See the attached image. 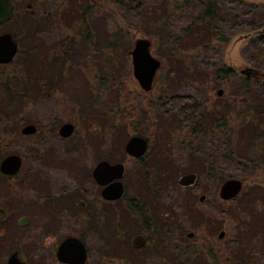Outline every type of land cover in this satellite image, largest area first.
<instances>
[{"label":"rangeland","instance_id":"1","mask_svg":"<svg viewBox=\"0 0 264 264\" xmlns=\"http://www.w3.org/2000/svg\"><path fill=\"white\" fill-rule=\"evenodd\" d=\"M9 2L15 7V12L31 16L40 28L30 36L23 28L20 29L15 18L11 23L0 25V35L9 33L15 36L19 50H26L33 42L37 43L41 67L46 66L53 59L54 50L60 45L70 22L68 16H57L60 0ZM219 5L223 14L236 13L239 16V22L224 24L227 41L217 44L212 51H198L200 58L197 66L190 69L192 75L181 72L175 62L163 59L168 52L164 44L151 46V53L161 62L162 68L157 71L150 92L140 89L132 75L131 58L129 55L125 58L123 49L113 67L109 66L114 78L108 81L104 90L94 79L95 72L103 73L104 57L83 51L78 60L77 54L82 47L76 41H70L65 47L70 54L68 61L59 62L50 69L53 76L43 91L28 85V91L12 97L11 92L19 89L21 75L26 72L22 65H18L28 62L24 53L18 52L9 64H0L4 66L0 72L10 76L13 88L9 90V98L16 106L8 120L0 111V157L16 154L23 160L17 180L9 190L22 192V196L15 197L11 205L13 218L0 232L2 237H22L21 233L14 231L22 216H31L39 210L33 204L37 191L43 188H84L86 170L104 151L110 162L125 163L128 174L125 184L129 190L142 195L151 194L160 202L168 199L186 216V232L194 234L191 240L185 236V246H190L189 249L195 247L189 253L192 263L209 264L201 259V253L212 249L218 256L213 259L215 264H264V165L257 163H264V136L259 134L256 137L253 126L249 122L243 124L249 113L245 111L246 99L238 94L246 77L241 71L252 72L254 69L261 87L258 82H250L255 91L248 99L259 104L264 100V57L261 59L256 55L257 37L264 34V0H221ZM196 12L195 7H188L184 13L185 22ZM47 16L49 21L40 23ZM184 16L176 18L177 22H181ZM94 30V44L100 45L107 36V30L101 21L95 23ZM132 35L129 50L136 39H148L136 31ZM148 40L152 45V40ZM221 65L234 70L235 76L216 82L215 70ZM47 67H39L40 74L50 68ZM54 88L55 91H51ZM46 89L49 92L46 93ZM219 90H222L220 96L217 95ZM2 94L4 91L0 90V102ZM172 96L191 97L192 100L184 106L185 112L206 117L209 124L217 122L224 125V132L206 126L202 133L191 135L187 143L194 154L187 155L185 116H173L172 109L164 107ZM233 105L234 114L228 111ZM104 108L113 109L114 115L103 117ZM260 115L264 125V115ZM65 123L73 124L74 134L63 140L58 130ZM29 124L37 127V133L22 135L20 130ZM167 125L172 130V138L184 139L169 141ZM135 135L145 138L149 144V152L141 164L124 152L126 142ZM260 146V155L255 156ZM211 167L217 173H212ZM190 172L198 175V185L180 187L178 178ZM230 178L242 181V191L232 202L220 201L219 189ZM24 179L28 183H24ZM31 187L35 193L25 192ZM1 190L0 195H7ZM202 195L206 197L203 203L200 202ZM214 203L220 205V209L215 210ZM117 211V206H111L110 216L116 217ZM222 232L225 237L219 240ZM25 252L33 251L28 247Z\"/></svg>","mask_w":264,"mask_h":264},{"label":"flooded vegetation","instance_id":"2","mask_svg":"<svg viewBox=\"0 0 264 264\" xmlns=\"http://www.w3.org/2000/svg\"><path fill=\"white\" fill-rule=\"evenodd\" d=\"M37 130L36 127L34 134ZM70 137L61 138L66 140ZM148 152L147 141V148L142 157L134 158L125 153L141 164ZM104 153L103 151L91 168L86 170L84 188L68 190L43 188L37 191L33 204L41 210L31 216H22L18 220L14 232L21 233L22 237H2L0 233V264H9L13 257L16 260L13 264H193L189 253L190 250L194 251L195 247L189 249L190 246H185V236L188 240L194 236L193 232H186V216L178 211V207L170 204L168 199L160 202L151 194L142 195L133 189L129 190L125 184L128 175L125 163L110 162ZM9 155L16 154L0 157V168L2 161ZM101 162L111 165L122 164L124 167L122 177L111 181H106L108 176L102 177L100 183L94 176V171ZM22 165L21 158L20 169L13 175L5 174L0 169V188L7 194L0 195V232L13 218L11 205L15 197L22 196V192L9 191L17 180ZM186 174L181 175L177 183ZM193 174L196 175V180L192 186L196 185L198 180V175ZM26 180L24 179V183H28ZM116 182L121 183L122 194L116 199L106 198V195L112 194L110 186ZM57 191L60 193H56ZM25 192L35 193L32 187ZM238 196L226 202H232ZM201 197L200 202H205L206 197L203 201ZM219 199L222 200L220 194ZM111 206H117L116 217L110 216ZM213 207L215 210L220 209V205L215 203ZM183 236L184 242H181ZM224 237L225 233L222 232L218 239ZM68 240H77L83 246L84 260L81 263H78L80 260L78 247L74 242L62 248ZM28 247L33 252H25ZM60 249L61 257L69 261L60 259ZM208 251L212 252V249ZM208 251L202 254L203 258L207 263L215 264L216 260L214 262L213 259L218 257L217 254L207 253ZM209 259L213 261L208 262Z\"/></svg>","mask_w":264,"mask_h":264},{"label":"trees","instance_id":"3","mask_svg":"<svg viewBox=\"0 0 264 264\" xmlns=\"http://www.w3.org/2000/svg\"><path fill=\"white\" fill-rule=\"evenodd\" d=\"M220 1L221 0H60L57 16H68L70 22L68 29L63 34L64 36L60 45L54 50L53 59L46 65L50 68L47 67L48 69L46 72L40 74L39 69L46 66L41 67L42 59L37 55V43L33 42L26 50H19V52L24 53L28 62L18 64L22 65L26 72L21 75L19 89L15 90L16 93L11 92L13 94L12 97H15V94L22 95L25 91H28V85H34L39 89L41 88L43 91L50 81L49 78L53 76L49 72L50 69H54L59 62L63 64L68 61V56L70 54L65 50V47L69 46L70 41H76L81 44L82 50L79 53L77 52L78 60L81 59L80 53L83 51H89L94 55L104 57L106 65L101 68L103 73L98 74L95 72L94 79L97 80L96 83L99 84L100 88L103 90L104 88L107 89L106 86L108 85V81L114 78L112 77L114 75V73H112L113 70L109 71V69L113 67V62H115L122 49V53L125 58H127L132 42V32L135 31L152 40L153 44L151 46L153 47L160 43L164 44L168 52L166 54L167 57L165 56L163 59L175 62L181 72L186 75H192V70L190 69L197 66V61L200 58L197 54L198 51L206 53L209 50L212 51L217 44L226 42L228 37H226L223 31L224 24L239 22V16L236 13L226 15L221 12L219 7ZM190 6L195 7L197 12L192 18L185 22L184 13ZM183 16L184 18L182 21L177 22L176 18ZM15 18L19 21L18 24H20V29L23 28L30 36L40 28L31 16L18 14L15 12V7L13 6L12 18L8 23L14 21ZM174 20L176 21L174 22ZM47 21H49L48 16L41 20L40 23L44 24ZM100 21L102 22L103 28L107 30V36L100 45H95L96 35L94 25ZM13 37L16 40L15 36ZM257 46L258 50L256 55L262 59V57H264V34L257 37ZM3 67L4 66H0V68ZM161 68L162 67H160V69ZM253 70L252 72H254ZM252 72L249 77L246 76L244 78V83L239 89L238 94L246 99L244 101H247L245 111L249 113V117L245 119L246 121L243 124L249 122L250 125L253 126L255 136L258 137L259 134L264 136V125L259 119L261 118L260 113L264 115V100L262 104H259L248 99L255 91L252 85H250V82L254 81L257 83L259 79V76L252 74ZM234 76V70L221 65L215 70L214 80L216 82H224ZM10 80V76H8L7 73L0 72V90L4 91V94H2L3 99L0 102V111L7 120L13 116L12 113H14V109H16V106L12 104L9 98L11 94L9 90L13 88V84ZM259 84L261 87V83ZM45 91L47 93L49 89ZM51 91H55V88ZM7 92L9 94H7ZM4 95H8V97L5 98ZM99 96L101 97V95ZM191 100V97L172 96L169 102L164 104L165 108L169 106L172 109L173 116H185V153L187 155L194 154L192 147L187 143V138L191 135L197 136L199 133L203 132L206 126L215 130H221L222 132L225 130V126L217 122L209 124L206 117H198L192 112L187 114L188 111L185 112L184 106ZM93 106H96V104ZM234 106L235 105L228 108V111H231L233 114ZM239 106L242 107V104H239ZM160 108H163V106H160ZM103 110V117H112V115H114L113 109H106V111L104 108ZM164 129L165 128H163V130ZM15 132L18 133V131ZM166 132L170 135L169 141L173 142L184 139L182 137L172 138V130L168 125L166 127ZM260 148L261 146L258 147V150L254 154L255 156L260 155ZM257 163L261 166L264 165L263 161H258ZM210 169L212 173H217L215 168L211 167ZM207 253H213V250ZM201 259L203 260L204 258L202 257Z\"/></svg>","mask_w":264,"mask_h":264},{"label":"water","instance_id":"4","mask_svg":"<svg viewBox=\"0 0 264 264\" xmlns=\"http://www.w3.org/2000/svg\"><path fill=\"white\" fill-rule=\"evenodd\" d=\"M13 14V6L9 0H0V25L6 24L10 21ZM19 52V46L13 35L9 33H3L0 35V64L5 65L13 61ZM131 58L132 75L137 81L139 87L144 92H150L153 87V82L157 71L161 67V62L155 58L151 53V42L145 38L136 39L132 49L129 51ZM247 77L250 76L251 71H241ZM255 74V72H252ZM264 85V80L262 82ZM222 90L217 92L220 96ZM36 132V126L29 124L22 128L21 133L23 135H32ZM74 132V126L71 123H65L60 127L59 134L63 138L70 137ZM147 148V140L140 136H132L125 144V152L134 158L142 157ZM21 166V158L17 155L7 156L1 163V171L5 174H16ZM124 172L122 164H109L107 162L99 163L94 171V176L100 183H102V177L108 176L106 181L114 179H120ZM196 175L193 173L186 174L178 181L182 187H189L195 183ZM243 188L242 181L235 178H230L224 181L220 187V198L224 201H229L238 196ZM112 194L106 195V198L116 199L122 194V186L120 182H116L110 186ZM204 196L201 197V201L204 200ZM70 242H74L78 247V257L81 263L84 260V248L77 240H68L62 248L69 245ZM61 249L59 251L60 259L63 261H69L67 258L61 257ZM16 262L15 257L10 260L9 264Z\"/></svg>","mask_w":264,"mask_h":264}]
</instances>
